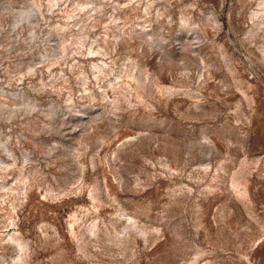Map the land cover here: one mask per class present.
Returning <instances> with one entry per match:
<instances>
[{"label":"rangeland","instance_id":"374dc122","mask_svg":"<svg viewBox=\"0 0 264 264\" xmlns=\"http://www.w3.org/2000/svg\"><path fill=\"white\" fill-rule=\"evenodd\" d=\"M0 264H264V0H0Z\"/></svg>","mask_w":264,"mask_h":264}]
</instances>
